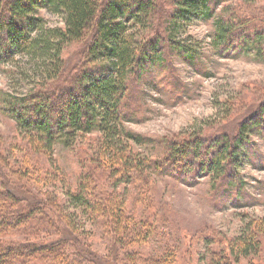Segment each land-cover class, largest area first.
<instances>
[{"label": "rangeland", "instance_id": "obj_1", "mask_svg": "<svg viewBox=\"0 0 264 264\" xmlns=\"http://www.w3.org/2000/svg\"><path fill=\"white\" fill-rule=\"evenodd\" d=\"M154 4V28L164 34L165 16L174 6L172 0H154ZM211 11L210 18H194L173 40L195 51L191 64L177 48L166 43L161 48L165 59L161 69L143 75L141 81L130 79L127 101L133 103L131 108L138 114L132 122L123 124L124 129L154 141H127L138 157L157 158L166 145L182 141L193 132L232 138L242 123L251 122L264 109V64L254 50L237 51L241 32L237 30V38L222 49L212 45L214 24L218 21L252 26L247 31L251 37L253 31L264 30V0H218ZM34 15L40 19L43 30L63 28V20L57 14L39 10ZM89 41L88 38L66 47L61 56L63 77L51 89L62 88L85 71L83 51ZM258 47L264 53V38ZM40 79L26 56L19 54L0 60V98L22 97ZM154 82L158 85L156 90ZM1 106V161L7 160V170L23 164L34 169L32 176L26 178L22 177L25 169L21 170L13 182L22 181L29 192L28 200L43 202L44 207L39 208L56 221L50 231L49 225L43 224L48 235L32 239L36 245L58 243L55 250L59 253H74L80 247L86 255L95 257V264H220L225 257L231 264H264L263 244L257 254L247 258L229 254L230 247L235 246L234 239H247L248 224L264 219V128L251 127L250 152L240 156L244 190L239 196L224 197L223 183L213 184L208 175L189 178L195 181L192 186L178 178L158 175L150 168L148 178L135 175L130 184H125L123 178H119L121 183L114 179V184L120 183L114 192L118 196L115 205L131 218L124 230L114 234L111 227L101 220L93 221L89 213L65 196L80 171H84L80 168L86 162L81 161L83 156L61 145H55L50 156L33 150ZM97 135L95 132L82 142L95 140ZM96 180L101 187L102 179L96 176ZM51 205L57 208L52 210ZM68 216L72 233L64 220Z\"/></svg>", "mask_w": 264, "mask_h": 264}, {"label": "trees", "instance_id": "obj_2", "mask_svg": "<svg viewBox=\"0 0 264 264\" xmlns=\"http://www.w3.org/2000/svg\"><path fill=\"white\" fill-rule=\"evenodd\" d=\"M217 2L172 0L174 7L167 12V25L164 34H160L152 22L156 15L154 0H0V60L19 54L26 56L41 78L22 97L0 98L2 110L33 150L50 156L54 146L61 145L83 156L81 161L86 162L80 168L84 171H80L78 180L65 196L74 206L89 213L93 221L101 220L103 225L111 227L114 234L124 230L131 220L123 214L121 206L115 205L118 196L114 192L121 183L119 178H123L125 184H130L135 175L146 179L148 168L190 186L195 181L189 178L211 176L213 184L223 183L224 197L239 196L244 190L239 173L240 156L250 152L251 127L264 128L263 108L251 122L242 123L232 138L193 132L182 141L166 145L157 158L145 159L134 154L127 141L134 144H154V141H146L123 126L138 114L131 108L133 103L127 101L130 100V79L141 81L143 75L160 70L165 60L161 48L166 43L177 48L191 64L195 51L173 40L194 18H210ZM39 10L61 16L63 28L43 30L40 19L34 15ZM214 27L212 45L217 50L228 46L241 32L237 51L254 50L264 64V53L258 47L264 30L253 31L251 37L248 30L254 28L252 26L239 27L218 21ZM88 38L82 59L85 71L68 80L70 83L65 82L69 84L62 88L51 89L63 77V51ZM153 85L158 89L157 83ZM95 132L98 133L95 140L82 142ZM1 160L0 264H95V257L86 255L80 247L74 253H59L55 250L58 243L45 246L33 242L40 234L48 235L43 231V224L49 225L47 231H50L56 221L47 217L45 209L39 208L44 207L43 202L28 200L29 192L22 181L13 182V178L21 175V170L25 169L22 177L26 178L32 176L34 169L23 164L7 170V160ZM96 176L102 179L101 187ZM114 179L120 183L114 184ZM55 208L51 205L52 210ZM64 220L72 233L70 216ZM247 229V239H234L232 245L235 246L229 249L231 256L247 258L257 254L260 244L264 245V219L259 223L251 221ZM220 264L231 262L225 257Z\"/></svg>", "mask_w": 264, "mask_h": 264}]
</instances>
